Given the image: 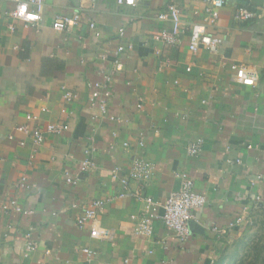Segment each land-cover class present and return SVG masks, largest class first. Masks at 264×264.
<instances>
[{
	"label": "crops",
	"instance_id": "1",
	"mask_svg": "<svg viewBox=\"0 0 264 264\" xmlns=\"http://www.w3.org/2000/svg\"><path fill=\"white\" fill-rule=\"evenodd\" d=\"M168 3L177 6L182 28L173 45L155 38L171 27L157 17ZM14 6L0 0V264H215L252 239L264 264V213L253 230L249 223L256 202L264 204V0H223L214 24L204 22L200 0H137L135 6L45 0L38 31L4 15ZM240 7L254 17L236 19ZM57 14H78L79 22L55 30ZM199 23L220 39L215 52L188 49L189 29ZM241 66L257 73L255 86L235 79ZM98 82H106L110 95L91 101ZM63 87L74 91L73 101L63 100ZM50 122L66 129L45 132L39 146L15 130ZM140 133L143 149L136 144ZM198 137L202 150L189 155L186 146ZM140 154L153 170L142 188L131 181V192L140 189L162 203L186 172L205 196L184 241L161 219L150 236L134 231L132 216L143 213L144 202L120 197L117 178ZM85 158L96 166L82 173ZM256 175L261 178L251 184ZM22 177L29 187L21 186ZM93 199L105 200L102 211L78 228L76 217ZM10 200L17 208L3 211ZM28 232L37 245L24 257Z\"/></svg>",
	"mask_w": 264,
	"mask_h": 264
},
{
	"label": "built area",
	"instance_id": "2",
	"mask_svg": "<svg viewBox=\"0 0 264 264\" xmlns=\"http://www.w3.org/2000/svg\"><path fill=\"white\" fill-rule=\"evenodd\" d=\"M15 3L14 8L4 13V15L11 17L13 19H18L24 23L25 26L39 30L41 13L43 10L45 0H9ZM82 0H78L80 2ZM93 1V0H87ZM118 5L135 6L137 0H115ZM205 3V17L204 22L209 24H214L217 19V11L223 5V0H200ZM2 14H0V17ZM158 19L160 20H170V29H163L159 34L155 36L156 39L162 40L167 44L173 45L177 43L180 33L182 32L179 11L175 4L168 3L163 12L158 14ZM254 17V13L251 10L240 7L236 9L235 18L241 20H247ZM79 22V15L73 14L71 16L57 14L52 20V28L55 30H67L70 27L76 26ZM94 25L91 23L90 27ZM10 31L14 30L12 24L8 25ZM119 33L122 34L123 29L119 28ZM220 39L218 37H212L205 33V26L202 23L194 24L189 29L188 36V49L195 53L200 46L205 47L210 52H215L218 48ZM123 50L122 46L117 47V51ZM116 70L120 69V65H116ZM106 82L109 81L110 76H104ZM235 79L251 86H255L257 82V73L248 67L241 66L236 70ZM106 82H98L94 84V89L91 93L90 100L94 101L98 98H108L110 95V90L107 87ZM176 82V81H175ZM62 98L65 102H71L75 99L76 95L74 91L63 87ZM99 104L100 110L105 111V101ZM41 110H45L44 107ZM27 119H36L35 115H26ZM66 129V125L59 122H50L44 125L42 129L30 130L29 127L25 125H19L15 127L16 131L23 133L25 136H29L34 145L39 146L44 140V133H61ZM9 139H12V135H9ZM19 145H24L25 141L20 140ZM136 144L140 149L145 146L144 136L140 133L137 136ZM128 146V143H124ZM203 139L201 137L189 142L186 146V150L189 155H197L202 150ZM250 147V146H249ZM33 157V153L30 158ZM1 159V157H0ZM95 163L90 158H85L82 160L80 165V171L82 173L88 172L95 168ZM153 166L152 163L145 157V155L140 154L132 158L130 161V169L127 175L118 176V180L121 184L120 197L125 196H135L144 202L143 213L139 216H132L136 220L134 231L137 234L150 236L153 232V222L155 219H161L163 224L169 228L179 241H184L193 232L195 223V210L202 207L205 204V196L197 193L194 189L193 178L190 177L186 172H181L179 174L180 184L179 187L168 193L166 198L162 203L154 200L151 196L142 193V190H137L131 192L129 190V183L131 181H136L140 183L141 188L145 186L152 174ZM117 167L112 169V174L114 177L117 176ZM261 178V175H256L251 184H255ZM67 181L74 182L70 177L66 178ZM21 186H28L26 184L25 177L20 179ZM29 187V186H28ZM258 201L259 196L255 197ZM104 199H93L88 205L83 206L82 212L76 217L75 224L78 228H84L85 225L92 221L95 216L102 211L104 206ZM10 206H16L15 200H10L7 203L1 205L3 211H7ZM159 208L162 212L159 213ZM24 214H28V210L23 211ZM91 231H95V227H91ZM37 242L32 237L31 233L25 234V250L24 257H27L29 253L36 247ZM87 255H93L94 252L91 249L83 250Z\"/></svg>",
	"mask_w": 264,
	"mask_h": 264
},
{
	"label": "rangeland",
	"instance_id": "3",
	"mask_svg": "<svg viewBox=\"0 0 264 264\" xmlns=\"http://www.w3.org/2000/svg\"><path fill=\"white\" fill-rule=\"evenodd\" d=\"M263 205L264 204L261 202H256L255 204L257 208H255L253 220L251 219L249 222L250 226H253L252 230L255 228V225H253L254 220L260 219L261 215L264 213L263 209H261ZM242 247L243 244H240V251L238 252V255H235L234 257H232V255H223L224 260H226V258L229 260L225 264H261V255H256V251L261 250V247L256 245L255 239H252V242L247 243L243 248Z\"/></svg>",
	"mask_w": 264,
	"mask_h": 264
},
{
	"label": "trees",
	"instance_id": "4",
	"mask_svg": "<svg viewBox=\"0 0 264 264\" xmlns=\"http://www.w3.org/2000/svg\"><path fill=\"white\" fill-rule=\"evenodd\" d=\"M215 264H224V260L221 258Z\"/></svg>",
	"mask_w": 264,
	"mask_h": 264
}]
</instances>
